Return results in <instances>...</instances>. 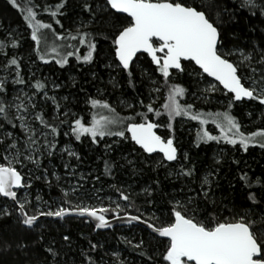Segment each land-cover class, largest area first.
Here are the masks:
<instances>
[{
  "label": "snow or ice",
  "instance_id": "snow-or-ice-1",
  "mask_svg": "<svg viewBox=\"0 0 264 264\" xmlns=\"http://www.w3.org/2000/svg\"><path fill=\"white\" fill-rule=\"evenodd\" d=\"M69 3L70 0H26L22 5L19 0H8L30 31L33 44L29 47L35 58L45 65L55 62L61 69L69 67L73 58L78 65H93L98 44L103 40L109 42L111 56L105 66L126 74L127 83L135 89L136 67L146 55L154 68H141V80L148 77L150 102L121 99L118 103L132 112L121 116L98 90L99 95L85 98L88 116H83L50 94L46 78H35L33 73L31 79H26L23 57L18 56L24 46L22 37L15 30L0 29V217L15 218L28 233L43 228L42 218L65 223L79 218L85 223L94 222L95 230L113 227L109 217L144 225L150 230V240L141 238L135 244L126 241L133 250H139L144 264H264V173L253 176L241 171L238 180L247 190L245 204L234 205L226 217H221L215 207L208 208L209 202L214 206L217 203L212 197L218 186V168H210L199 177L195 166L187 163L188 153L179 154L173 128L178 118L196 121V148L215 143L237 152L248 153L257 148L264 151V124L246 132L232 113L238 103L264 106V27L253 24L249 31L256 33L255 40L249 36L244 44L230 31L238 14H246L264 25V0H81L80 13L86 14L85 18L64 32L60 18L67 15ZM45 14L51 22L42 18ZM156 73L159 78H155ZM185 77L206 84L200 97L205 101L218 92L226 97V110L203 112L187 102L185 97L190 93L183 86ZM110 82L116 86L115 81ZM59 87L53 81L52 93ZM152 93L157 94L155 98ZM160 94L163 103L157 106ZM49 101L52 108L46 112ZM261 111L264 115V108ZM161 117H166V121L157 123ZM209 124L215 125L219 135L212 134ZM159 127H167L172 135H158ZM61 136L70 138L59 150L61 160L64 154L70 158L63 164L70 177L77 176L71 159L81 161L79 153L68 146L72 140H88L97 146L103 141L106 153L114 144L130 141L137 152L146 154V160L158 161V167L177 168L175 175L184 183L165 201V211L155 208V200L149 199L153 195L151 186L143 189L148 205L143 211L137 207L131 186L118 184L111 185L117 199L109 197L105 206L97 195L99 190L82 191L81 182L87 180L83 174L76 184L69 182L67 189L61 186L59 202L41 203L39 195L33 202L28 190L33 187L35 171L40 172L36 179L51 186L52 176L60 186L62 178L44 162L50 164L57 155ZM126 163L132 165L133 161ZM221 163L215 159V165ZM232 163L239 165L240 161L234 159ZM123 166L104 160V174L114 178V167ZM155 183L159 186V181ZM94 195L101 202H88ZM133 210L138 214H130ZM61 239L62 244L53 240L45 245L43 233L40 234L35 240L42 247L39 264H127L119 251L105 250V260L98 250L101 246L90 239L86 249L74 248L70 234H63ZM13 246L30 247L25 239L0 235V253Z\"/></svg>",
  "mask_w": 264,
  "mask_h": 264
},
{
  "label": "trees",
  "instance_id": "trees-1",
  "mask_svg": "<svg viewBox=\"0 0 264 264\" xmlns=\"http://www.w3.org/2000/svg\"><path fill=\"white\" fill-rule=\"evenodd\" d=\"M23 5L26 0H19ZM52 2L55 0H41V3ZM81 0H70L68 6V13L65 17H61V21L64 24V32H68L79 24L81 19L85 18L86 14L80 13L79 5ZM46 22H51L47 15L42 17ZM255 24L257 27H264L259 25L258 21L250 19L246 14L239 15L237 20L231 26V32H234L241 38L240 43L244 44L248 41L249 36L254 40L256 33L250 32V27ZM54 27L59 29V26L54 24ZM0 29H12L19 33L22 37V44L24 45L18 50V56L23 57V73L26 79H31L32 74L35 73V78L48 81V87L50 94H55L61 104H70L74 111L80 113L83 116H88L86 111L87 105L85 104V98L89 95H99L98 90H102L105 98H107L114 106L117 107V111L121 116L131 115L132 112L123 104H119L121 99L131 102L133 98L144 99L145 102L149 101L150 83L148 77H143L141 80V68L145 70L153 69L150 59L146 55L141 57L140 65L136 67L135 83L136 87L133 89L127 83L126 74L120 73V71L107 68L105 65L111 62V56L109 55L108 43L103 40L98 44V55L93 65H78L73 58L70 62V66L61 69L53 62L52 64L45 65L35 58L29 45L33 42L30 40V31L26 30V25L22 19V15L11 5L8 4V0H0ZM82 53L84 50H81ZM155 78H159V74H155ZM56 82L61 85L54 93H52V82ZM115 81L116 86L113 87ZM34 82V81H33ZM197 84L194 77H185L183 80V86L189 89V95L185 97L187 102L193 103L196 109L199 111L208 110L212 111H225V104L220 103L226 101V97L221 93H215L209 100L205 101L200 97L203 95L200 85ZM83 89V90H81ZM28 90V89H26ZM157 95V94H156ZM155 93H152V97ZM64 97H68L67 101ZM43 103V101H41ZM163 103V94H160V98L156 100V105L159 106ZM52 108L51 102H48L45 111H50ZM264 106H257L255 104L245 105L238 103L232 108V113L244 126L243 130L251 132L257 130L262 124H264V115H262L261 109ZM137 110L139 105H137ZM251 113V115H250ZM155 120V117H152ZM166 117H161L157 123L166 121ZM193 127H199L196 121H189L186 119L178 118L173 125L175 132V141L178 146L180 155L188 153L190 160L187 162L189 166H195L197 169V175L203 177L210 168H218V186L213 189V199L217 202L216 205L208 204L209 210L214 207L219 212L221 217H226L228 212L234 205L240 206L245 204V192L238 177L241 171H246L249 175H259L264 173V151L260 149H250L248 153L242 151L237 152L235 149H231L230 146L216 145L215 143L209 145H201L200 148L195 147V134ZM212 127L213 131L217 132V129L213 124H209L208 128ZM212 131V132H213ZM158 133L162 137H170L172 133L169 132L167 127H159ZM69 137L61 136L60 143L58 144V153L52 158V162L49 164L47 161L44 165L49 170H54L57 175L62 179L57 185L55 177L49 176L52 181V185L43 180L36 179L35 177L40 175L39 171H35L32 176L31 183L33 185L29 198L35 201L36 195H39L43 201L59 202L61 198V186L65 189L71 184H76L80 174L87 177L86 181H82L84 189L82 191H92L104 200L111 197V199H117L114 194L112 184H118L119 186L134 190V198L136 199L137 207L142 211L148 207L145 204V195L143 189L151 186L153 195L149 199L155 200V208L165 211L167 201L172 194H175L180 185L184 183V179L175 175L177 168L174 167H158V161L146 160V154L136 151V146L130 141L123 144H114L113 148L105 152L104 142L101 141L99 146L92 145L90 141L85 140L83 143L75 142L72 140L69 147L72 150L79 153L81 161L77 162L74 158L71 159V165L77 169V176L70 177L63 164L69 161L67 154H64L63 160L59 156V150L65 147L69 141ZM117 139V138H113ZM221 149L226 151L221 152ZM159 156V154H155ZM215 159L222 161L221 165H215ZM236 159L240 161L239 165L232 163ZM104 160H110L114 164L124 165L123 167H114V178L104 174ZM126 160H132V165H127ZM167 163V162H165ZM27 172V169H24ZM91 173V175H89ZM171 173V174H170ZM96 176H100V180H96ZM155 181H159V186ZM126 182V183H125ZM235 185V188L232 187ZM139 193V196L135 194ZM99 199L94 195L90 203H97ZM106 200V199H105ZM123 203V202H121ZM250 203V202H248ZM11 204V202H9ZM260 210L257 209V212ZM130 214H138L133 210ZM150 214V213H149ZM157 214H160L159 212ZM147 215V214H146ZM111 218V217H109ZM43 228L36 229L33 232H25L22 225H18L15 218L0 217V235H7L10 238L25 239L29 243V249H20L13 246V248L5 253H0V264H36L43 259L41 255L42 247L35 244V240L39 238L43 233L44 244L55 240L57 244H62V235L70 234L73 247L87 248L88 240H92L93 243H98L101 247L98 249L101 256H104L105 250L119 251L122 258L127 264H144L142 257L138 255L139 250H133L131 245L126 244V241L131 240L133 244L139 242L141 238L145 241L150 240V231L141 226H124L117 227L108 231L95 230L91 223L82 222L79 218L69 220L67 223L64 221H56L53 219H42ZM153 244L155 241L152 242ZM151 251V248H147ZM104 259H108L104 256Z\"/></svg>",
  "mask_w": 264,
  "mask_h": 264
},
{
  "label": "water",
  "instance_id": "water-1",
  "mask_svg": "<svg viewBox=\"0 0 264 264\" xmlns=\"http://www.w3.org/2000/svg\"><path fill=\"white\" fill-rule=\"evenodd\" d=\"M150 59V58H149ZM156 133L158 134V135H160L159 133H158V128L156 129ZM179 152V151H178ZM160 155V154H159ZM42 219H44V218H42ZM48 219H52V218H48ZM109 219H111L112 220V225H113V227H111V228H108V229H101V230H98V231H108V230H111V229H114V228H117V227H124V226H129V225H134V226H141V227H144V228H146V226H144V225H139V224H135V223H133V224H129V223H127V222H120V221H117V220H114V219H112V218H109ZM92 225H94V222H90ZM147 229V228H146ZM148 230V229H147ZM150 231V230H149Z\"/></svg>",
  "mask_w": 264,
  "mask_h": 264
},
{
  "label": "rangeland",
  "instance_id": "rangeland-1",
  "mask_svg": "<svg viewBox=\"0 0 264 264\" xmlns=\"http://www.w3.org/2000/svg\"><path fill=\"white\" fill-rule=\"evenodd\" d=\"M200 83H203V85L201 84L200 86H201V89L203 90V88L204 87H206V84L203 82V81H201ZM150 89H151V87H150ZM219 93V92H218ZM156 97V93H155V96L153 97V98H155ZM220 103H224L225 104V101H223V102H220ZM205 112V111H204ZM207 112H215V111H212L211 109L210 110H208ZM214 127H215V125H213ZM197 127H193V130H194V132L195 131H197ZM211 132L213 131V128L212 127H210V128H208ZM243 130V129H242ZM218 131V130H217ZM212 134L213 135H217V132L216 131H213L212 132ZM218 135H219V131H218ZM166 137H168V136H166ZM106 199V200H105ZM104 200H102L103 201V203H104V205L105 206H108V203H109V197L108 198H105ZM98 201V200H97ZM99 202H101L100 200L97 202V203H99Z\"/></svg>",
  "mask_w": 264,
  "mask_h": 264
}]
</instances>
